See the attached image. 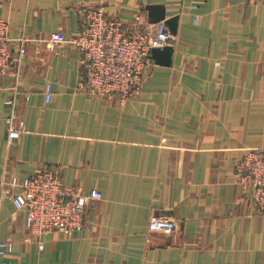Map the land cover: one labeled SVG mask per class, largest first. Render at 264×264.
Wrapping results in <instances>:
<instances>
[{
	"label": "crops",
	"instance_id": "1",
	"mask_svg": "<svg viewBox=\"0 0 264 264\" xmlns=\"http://www.w3.org/2000/svg\"><path fill=\"white\" fill-rule=\"evenodd\" d=\"M101 5L140 31L158 26L149 6L179 17L171 63L152 60L124 103L80 91L72 44L46 47L53 32L78 35L83 11ZM0 18L15 52L26 40L23 61L0 76V241L13 244L0 264H264V212L235 180L236 163L264 146V0H0ZM11 117L22 129L13 142ZM42 168L103 194L83 231L36 237L3 196L10 176ZM152 215L176 220V233L151 234Z\"/></svg>",
	"mask_w": 264,
	"mask_h": 264
},
{
	"label": "built area",
	"instance_id": "2",
	"mask_svg": "<svg viewBox=\"0 0 264 264\" xmlns=\"http://www.w3.org/2000/svg\"><path fill=\"white\" fill-rule=\"evenodd\" d=\"M105 2V0H102ZM83 29L68 38L63 32H53L46 41L48 51L72 44L82 54L80 91L90 98L112 99L117 96L122 103L141 93L144 70L152 63L153 49L170 46L174 40L164 22L158 23L155 32L128 29L122 20L111 19L106 8L89 7L83 11ZM7 20L0 18V76L5 75L16 62L26 56L24 40L14 51ZM53 91L45 88L49 103ZM5 104L14 107L15 97ZM8 139L20 138L22 129H16L13 117L8 121ZM236 184L242 191L252 190V203L258 212H264V146L248 151L235 165ZM3 185V196L11 199L18 211L26 214V227L36 237L58 232L68 236L86 227L89 209L93 202L103 199L98 190L85 192L78 187L65 185L54 170L42 168L27 178L10 176ZM151 234L173 235L178 222L166 216L152 215L148 226ZM13 251L10 241H0V257L6 258ZM3 264H11L5 261Z\"/></svg>",
	"mask_w": 264,
	"mask_h": 264
},
{
	"label": "water",
	"instance_id": "3",
	"mask_svg": "<svg viewBox=\"0 0 264 264\" xmlns=\"http://www.w3.org/2000/svg\"><path fill=\"white\" fill-rule=\"evenodd\" d=\"M147 10L149 11L152 24L164 22L165 26L168 27L172 35L177 34L179 17L168 19L166 16V9L163 6H149ZM172 55V48L167 46L163 49H153L151 58L158 65L168 66L171 63Z\"/></svg>",
	"mask_w": 264,
	"mask_h": 264
}]
</instances>
